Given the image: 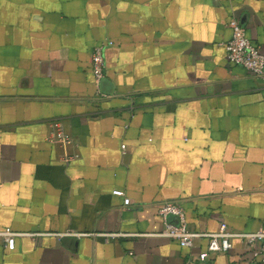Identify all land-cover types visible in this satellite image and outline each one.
<instances>
[{
    "label": "crops",
    "instance_id": "obj_1",
    "mask_svg": "<svg viewBox=\"0 0 264 264\" xmlns=\"http://www.w3.org/2000/svg\"><path fill=\"white\" fill-rule=\"evenodd\" d=\"M231 20L264 54V0H0V264H248L157 213L264 230V82L227 60Z\"/></svg>",
    "mask_w": 264,
    "mask_h": 264
},
{
    "label": "built area",
    "instance_id": "obj_2",
    "mask_svg": "<svg viewBox=\"0 0 264 264\" xmlns=\"http://www.w3.org/2000/svg\"><path fill=\"white\" fill-rule=\"evenodd\" d=\"M232 31L231 38L225 43L226 58L230 63L241 66L254 76L264 82V54L260 52L256 45L245 34V28L236 20H231L227 24ZM91 72L96 83L104 76L105 62L103 57V45L95 46L90 55ZM52 131L50 138L58 140L63 144L72 143V138L65 132L58 121L51 123ZM77 154L66 156L64 161L68 163ZM115 196L123 197V204L127 205L129 199L125 197L124 191L118 188L112 190ZM157 213L161 218L162 230L160 235L176 240L180 246L190 247L195 238H206V250L199 254V259L204 260L210 252H227L232 248V239L239 238L251 247V259L248 264H264V230L259 229L253 232H237L228 229L226 223L222 222L215 232H195L187 228L186 218L183 208L176 202H164L157 208ZM174 217L175 221H170L169 217ZM2 235L9 250L15 248V236L19 235L10 230H3Z\"/></svg>",
    "mask_w": 264,
    "mask_h": 264
}]
</instances>
